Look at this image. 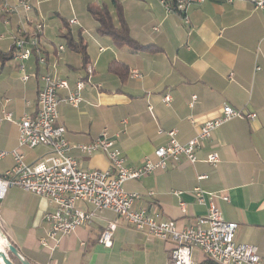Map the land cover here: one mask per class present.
Instances as JSON below:
<instances>
[{"label":"crops","instance_id":"1","mask_svg":"<svg viewBox=\"0 0 264 264\" xmlns=\"http://www.w3.org/2000/svg\"><path fill=\"white\" fill-rule=\"evenodd\" d=\"M74 1L58 2V21L48 24L43 20L40 42L47 57L45 64L31 57L25 61V69H19L11 35L22 23L20 18L15 26L11 24L8 41L0 40V118L2 110L12 114L10 121L0 120V149L9 152L16 148V122L24 113L35 111L40 75L44 73L68 80L69 88L58 91L61 101L56 108L69 144L88 143L106 129L128 167H138L145 157L154 159L153 150L167 142L169 130H176L179 143H187L199 124L221 114L223 104L245 114L256 113L254 119L234 118L216 127L197 151L195 163L169 162L163 170L126 181L123 189L140 194L134 209L157 210L162 219L173 220L180 228L206 214L205 205L191 194L194 187L217 194L215 203L223 218L237 223L235 241L257 246L264 264V9L243 0H208L187 9L186 24L163 0H119L130 37L141 45L158 48L143 52L98 34L96 21ZM109 12L119 26L115 9ZM30 16L40 18L37 9ZM3 17L5 24L12 22L11 15ZM71 18L78 24L69 25ZM52 29L55 33L50 35ZM67 31L75 40L82 38L85 62L80 53L67 47L62 38ZM59 45L64 46L62 52H58ZM112 61L127 67L125 79L109 71ZM23 74L29 75L28 80L22 79ZM77 80L83 81V87L79 103L73 106L62 99L75 90ZM167 94L171 101L165 104L163 96ZM192 95L196 99L190 106ZM46 151L43 147L20 149L28 163ZM212 151L219 156L215 165L205 161ZM69 155L85 169L110 168L101 153L87 155L70 149ZM12 162L11 155L3 158L0 171ZM202 175L206 178L199 179ZM222 195H227V202ZM180 201L185 211L180 209ZM77 206L91 210L81 202ZM49 209L44 198L10 188L0 202L1 247L6 239L30 264L169 262L170 242L135 231L109 210L99 211L87 225L61 236L51 251L39 243L46 235L42 216ZM110 221L117 227L111 246L104 247L98 238ZM190 259L195 264L204 261L198 249H192Z\"/></svg>","mask_w":264,"mask_h":264},{"label":"built area","instance_id":"2","mask_svg":"<svg viewBox=\"0 0 264 264\" xmlns=\"http://www.w3.org/2000/svg\"><path fill=\"white\" fill-rule=\"evenodd\" d=\"M163 1L167 7V3L173 4V10L182 15L184 23L188 24L187 9L193 4H202L208 0ZM211 1L229 3L233 0ZM243 1L264 9V0ZM19 7L25 13L32 8L29 0H16L13 3L9 0H0L2 15L19 16ZM68 24L74 25L78 22L71 18ZM43 31L42 19L25 15V23H19L12 32V51L21 71L25 69V61L31 57H35L41 64L47 62L40 42ZM57 49L58 52H62L64 46L59 45ZM255 70H259V66H255ZM132 74L137 76L138 72L134 71ZM28 77L29 75H22L23 80H28ZM40 81L35 111L24 113L16 122L18 129L16 148L9 152L0 149V161L8 155L13 159V166L0 175V202L10 188L21 189L47 201L50 209L42 216L46 225V235L39 242L43 247L53 251L58 246L61 236L69 235L78 227L87 225L99 211L109 210L135 231L170 242L172 249L168 264H195L190 259L192 249H198L204 260L213 264H262L257 246L235 241L237 223L223 218L215 203V197H219L217 194L205 192L198 186L194 187L191 194L196 202L205 205L206 214L197 216L192 224L180 228L175 221L162 219L157 210L134 209L133 204L140 198V194L125 192L123 189L126 181L139 179L158 169L163 170L169 162L179 163L185 160L195 163L198 160L197 151L203 141L210 139L216 127L234 118L254 119L256 113L245 114L229 104H223L221 114L199 124L196 135L187 143H179L176 130H169L166 132L167 142L153 150L154 159L145 157L138 167H128L115 138L110 136L106 129L88 143L69 144L65 137V127L58 122L56 108L61 101L58 98V91L69 88L68 80L44 73L40 75ZM82 87L83 81L77 80L75 90L62 100L77 106ZM195 99L196 96L192 95L190 106ZM170 101V95L163 96L165 104ZM2 115L0 120L12 119V114L5 110H2ZM189 121L192 125L195 124L191 117ZM159 132L161 133V130ZM24 147L27 149L43 147L47 151L36 161L27 163L24 154L20 152ZM70 149L87 155L101 153L107 158L110 168L85 169L75 158L70 157ZM205 161L215 165L219 161V156L212 151L206 155ZM205 178V175L199 176V179ZM175 195L179 196V193L175 192ZM220 197L228 201L227 195ZM80 202L90 205L91 210H81L77 206ZM179 205L180 209L185 211V204L180 201ZM116 227L115 221L104 225L98 242L104 247H110ZM0 264H3L1 259Z\"/></svg>","mask_w":264,"mask_h":264},{"label":"trees","instance_id":"3","mask_svg":"<svg viewBox=\"0 0 264 264\" xmlns=\"http://www.w3.org/2000/svg\"><path fill=\"white\" fill-rule=\"evenodd\" d=\"M118 19L119 26L115 25L113 22V18L107 7L101 4L97 3H88L87 5V11L91 15V17L96 21V31L98 34L109 36L114 43L118 45H126L129 47L132 51H158V48L154 46H144L139 43H137L133 38L130 37L128 27L126 25V22L123 18L121 6L118 0H111ZM166 2V1H165ZM168 7L173 10V4L167 3ZM174 11V10H173ZM62 38L65 39L67 47L71 49L72 51H75L77 53H80L82 56L84 62L86 60L85 51L86 46L82 41L81 37H78L77 40H75L70 32H66L63 34ZM2 54L0 53V58H2ZM109 71L116 74L121 80L125 79L127 75V67L122 64L121 62L112 61L108 65ZM0 240V248L1 243ZM7 256L12 260L14 264H21L19 260L10 252L7 253ZM201 264H213L208 260H204Z\"/></svg>","mask_w":264,"mask_h":264},{"label":"rangeland","instance_id":"4","mask_svg":"<svg viewBox=\"0 0 264 264\" xmlns=\"http://www.w3.org/2000/svg\"><path fill=\"white\" fill-rule=\"evenodd\" d=\"M59 1H61V0H49V1L45 0V2L41 3V2H38V0H29V3L32 6L31 10L29 12H26L27 13L26 14L19 7L18 8L19 17L17 15H12V22L10 21V24H5V22H4L5 19H4L3 15H1V13H0V40L4 39L2 41L7 42L8 40H6V39H8V34L12 30L11 24L13 26H15L16 22L19 21V18L22 21V24L25 23V15L30 16V15L34 14L35 9H37V13H39V17H40L39 19L45 20L46 23L52 24L54 21H58L59 17L56 13L59 12V9H58V2ZM75 1L78 2L80 10L83 12H86V14H89L87 11L88 3H97V4H101V5L105 4V6L107 7L108 10L115 9L111 0H75ZM75 1H74V3H75ZM64 15L65 14H60L61 17H66ZM54 33H55V31L53 29L49 30L50 35H52ZM23 149H27V148H25V147L21 148V150H23ZM25 161H26V158H25ZM12 166H13V162L9 168H11ZM9 168H7V169H9ZM5 171L4 170L2 172L0 171V175H3L5 173Z\"/></svg>","mask_w":264,"mask_h":264},{"label":"water","instance_id":"5","mask_svg":"<svg viewBox=\"0 0 264 264\" xmlns=\"http://www.w3.org/2000/svg\"><path fill=\"white\" fill-rule=\"evenodd\" d=\"M3 238L2 234L0 233V238ZM4 239V238H3ZM5 246L0 248V259L2 260L3 264H14L12 260L7 256V253L10 252L13 254L21 264H30L24 258L22 255L18 253L16 248L11 244L8 243V241L5 239Z\"/></svg>","mask_w":264,"mask_h":264}]
</instances>
